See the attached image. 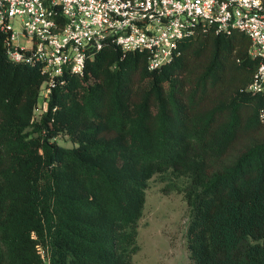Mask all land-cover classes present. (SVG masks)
Returning a JSON list of instances; mask_svg holds the SVG:
<instances>
[{"label": "trees", "instance_id": "trees-1", "mask_svg": "<svg viewBox=\"0 0 264 264\" xmlns=\"http://www.w3.org/2000/svg\"><path fill=\"white\" fill-rule=\"evenodd\" d=\"M0 30V264H133L153 175L189 205L194 264H264V93L241 29L196 26L169 60L95 49L46 80ZM73 142L64 146L56 136Z\"/></svg>", "mask_w": 264, "mask_h": 264}, {"label": "built area", "instance_id": "built-area-1", "mask_svg": "<svg viewBox=\"0 0 264 264\" xmlns=\"http://www.w3.org/2000/svg\"><path fill=\"white\" fill-rule=\"evenodd\" d=\"M196 26L243 30L258 58L247 89L264 93V0H0L7 57L42 63L41 110L54 78L64 71L82 75L87 56L104 44L146 50L155 68Z\"/></svg>", "mask_w": 264, "mask_h": 264}, {"label": "rangeland", "instance_id": "rangeland-1", "mask_svg": "<svg viewBox=\"0 0 264 264\" xmlns=\"http://www.w3.org/2000/svg\"><path fill=\"white\" fill-rule=\"evenodd\" d=\"M12 25L15 30L20 28L16 20ZM41 105L38 99L36 115L41 113ZM56 140L64 146L73 145L65 135L56 136ZM165 187L166 181L151 177L138 220L139 249L133 255V264H194L185 238L189 205L181 192Z\"/></svg>", "mask_w": 264, "mask_h": 264}]
</instances>
